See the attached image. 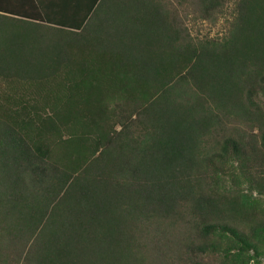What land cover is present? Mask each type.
<instances>
[{
    "label": "trees",
    "instance_id": "obj_1",
    "mask_svg": "<svg viewBox=\"0 0 264 264\" xmlns=\"http://www.w3.org/2000/svg\"><path fill=\"white\" fill-rule=\"evenodd\" d=\"M263 196L264 0L0 9V264H248Z\"/></svg>",
    "mask_w": 264,
    "mask_h": 264
},
{
    "label": "crops",
    "instance_id": "obj_2",
    "mask_svg": "<svg viewBox=\"0 0 264 264\" xmlns=\"http://www.w3.org/2000/svg\"><path fill=\"white\" fill-rule=\"evenodd\" d=\"M94 0H0L3 13L24 17L44 16L46 19L75 23L81 21Z\"/></svg>",
    "mask_w": 264,
    "mask_h": 264
},
{
    "label": "rangeland",
    "instance_id": "obj_3",
    "mask_svg": "<svg viewBox=\"0 0 264 264\" xmlns=\"http://www.w3.org/2000/svg\"><path fill=\"white\" fill-rule=\"evenodd\" d=\"M186 23L190 28H192V33L194 35L197 34H207V35H217L225 32V21H219L217 23H213L210 20H203L200 18L192 19L191 14H189V19L186 20ZM264 202V196L260 197ZM250 255V260L248 264H264V233L261 237L260 245H259V253L256 256L253 254V251L248 253ZM201 264H222L220 257H207L201 259Z\"/></svg>",
    "mask_w": 264,
    "mask_h": 264
}]
</instances>
